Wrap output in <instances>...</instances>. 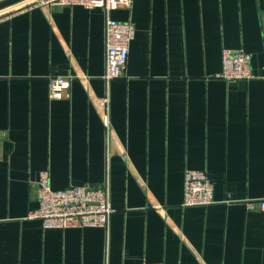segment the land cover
Segmentation results:
<instances>
[{"label":"crops","instance_id":"obj_1","mask_svg":"<svg viewBox=\"0 0 264 264\" xmlns=\"http://www.w3.org/2000/svg\"><path fill=\"white\" fill-rule=\"evenodd\" d=\"M31 1L0 11V264H264V0L111 11L135 38L107 82L105 12ZM225 48L256 77L218 78ZM56 75L72 78L51 100ZM187 169L215 203L182 206ZM41 171L54 190H106L107 226L27 219Z\"/></svg>","mask_w":264,"mask_h":264},{"label":"built area","instance_id":"obj_2","mask_svg":"<svg viewBox=\"0 0 264 264\" xmlns=\"http://www.w3.org/2000/svg\"><path fill=\"white\" fill-rule=\"evenodd\" d=\"M134 0H36L33 4H59L82 6L86 9L100 8L105 22V71L103 78H122L128 60L129 47L135 38L131 21L112 19L113 10L130 9ZM222 70L218 78L226 81L251 80L256 76L250 66V55L242 50H222ZM71 76H51L48 94L51 100L68 97ZM38 207L29 212L27 219L39 220L43 229H66L106 227L113 212L106 190L93 189L87 185H71L62 190L51 188L48 171L39 173L37 182ZM215 203L213 184L206 172L187 169L184 173L183 207H203ZM252 203L248 206L252 207ZM264 209V201L260 203ZM143 264H158L147 263Z\"/></svg>","mask_w":264,"mask_h":264},{"label":"water","instance_id":"obj_3","mask_svg":"<svg viewBox=\"0 0 264 264\" xmlns=\"http://www.w3.org/2000/svg\"><path fill=\"white\" fill-rule=\"evenodd\" d=\"M28 0H0V11Z\"/></svg>","mask_w":264,"mask_h":264},{"label":"rangeland","instance_id":"obj_4","mask_svg":"<svg viewBox=\"0 0 264 264\" xmlns=\"http://www.w3.org/2000/svg\"><path fill=\"white\" fill-rule=\"evenodd\" d=\"M33 1H36V0H33ZM33 1H31V2H33ZM34 3V2H33Z\"/></svg>","mask_w":264,"mask_h":264}]
</instances>
